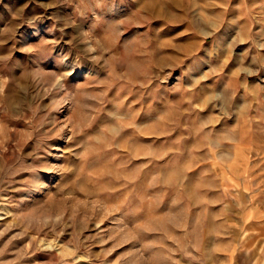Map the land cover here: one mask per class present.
Instances as JSON below:
<instances>
[{"label":"rangeland","instance_id":"374dc122","mask_svg":"<svg viewBox=\"0 0 264 264\" xmlns=\"http://www.w3.org/2000/svg\"><path fill=\"white\" fill-rule=\"evenodd\" d=\"M0 264H264V0H0Z\"/></svg>","mask_w":264,"mask_h":264},{"label":"bare ground","instance_id":"6f19581e","mask_svg":"<svg viewBox=\"0 0 264 264\" xmlns=\"http://www.w3.org/2000/svg\"><path fill=\"white\" fill-rule=\"evenodd\" d=\"M71 65V64H70Z\"/></svg>","mask_w":264,"mask_h":264}]
</instances>
